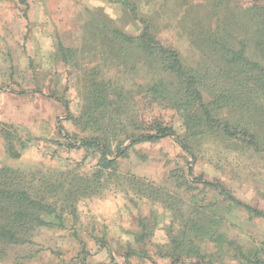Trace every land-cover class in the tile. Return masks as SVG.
<instances>
[{
    "label": "rangeland",
    "instance_id": "rangeland-1",
    "mask_svg": "<svg viewBox=\"0 0 264 264\" xmlns=\"http://www.w3.org/2000/svg\"><path fill=\"white\" fill-rule=\"evenodd\" d=\"M263 21L264 0H0V170L22 172L56 210L27 243L3 248L0 264L264 261V219L201 183L264 211V152L220 132L190 139L194 155L175 137L132 146L127 132L154 120L188 136L181 116L152 98L161 83L174 93L175 77L120 37L148 24L192 69L215 65L217 40L246 45L264 64ZM97 96L123 108L122 126L88 116ZM261 104L215 115L252 120L264 148ZM103 122L106 133L97 131ZM93 138L99 146H80ZM108 142L110 165L101 151ZM120 145L126 153L117 156Z\"/></svg>",
    "mask_w": 264,
    "mask_h": 264
},
{
    "label": "trees",
    "instance_id": "trees-1",
    "mask_svg": "<svg viewBox=\"0 0 264 264\" xmlns=\"http://www.w3.org/2000/svg\"><path fill=\"white\" fill-rule=\"evenodd\" d=\"M262 34L261 46L264 52V30ZM120 37L123 42L139 47L150 58L160 60L164 70L175 77L177 84L174 93L161 83L152 87V98L158 106L167 104V107L181 116L188 136L182 138L177 135L174 127L154 120L152 125L133 129L134 133L126 134L125 131L126 140H132V146L175 137L186 151H191L194 155L189 144L190 139L220 132L224 138L242 141L243 144L264 152L258 136L249 128L252 120H249L248 126H242L240 123L218 119L215 115L227 107H238L245 113H251L252 107L257 103L262 102L261 105H264V64L247 55L246 45L242 44L241 48H236L224 40H217L214 44L217 47L215 65L192 69L183 65L174 50L165 49L161 45L151 34L148 24L144 25L143 32L137 37L124 34H120ZM206 94H211V99L206 98ZM122 109L107 96H97L89 108L88 116L94 117L95 113L101 118V115L114 116L111 123L115 125L113 130H116L117 126L123 125L122 119L118 120V117L125 115ZM111 123L105 126L104 122L97 124V131L106 133L110 130ZM7 136L11 138L10 134ZM98 141L93 138L83 141L80 146H99ZM109 142L101 150L106 165L111 164L108 156L114 155ZM8 145L11 151L10 141ZM125 153L120 145L116 155ZM201 183L225 195L236 207L246 210L256 218L264 219V211L235 198L223 186L207 181ZM27 185L22 172L10 168L0 170V253L5 247L27 243L35 228L50 226L43 217L56 214L53 205L44 203V200L35 194L34 189ZM253 264H264V261L255 260Z\"/></svg>",
    "mask_w": 264,
    "mask_h": 264
}]
</instances>
